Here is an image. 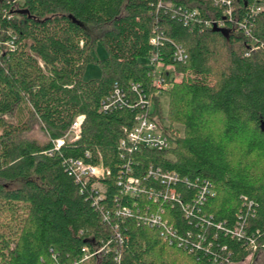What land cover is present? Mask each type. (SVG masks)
Returning <instances> with one entry per match:
<instances>
[{"label":"trees","instance_id":"obj_1","mask_svg":"<svg viewBox=\"0 0 264 264\" xmlns=\"http://www.w3.org/2000/svg\"><path fill=\"white\" fill-rule=\"evenodd\" d=\"M168 1L196 8L203 22L225 24L192 30L163 5ZM259 3L233 0L239 22L251 23L247 36L213 0H0V38L14 41L0 55V264H72L83 246L113 241L116 224L125 238L120 261L104 251L80 264H233L264 252V8L252 13ZM155 31L164 33L159 46L150 42ZM98 41L107 50L101 58L91 53ZM175 44L185 49V61L173 59ZM156 51L172 66L169 89L154 84ZM92 62L102 74L84 79ZM116 84L132 102L136 84L154 103L170 147H121L141 108L102 110ZM162 90L169 93L166 115ZM80 114L79 138L57 148ZM31 119L46 140L25 135ZM71 158L110 170L99 178L106 193L98 203L90 183L70 173ZM128 164L147 187H165L146 176L150 165L176 171L179 180L169 188L182 201L124 194L117 180ZM206 180L213 192L200 203ZM124 206L130 215L116 213ZM145 213H161L193 249L169 243L159 227L140 219ZM238 221L246 238L232 234Z\"/></svg>","mask_w":264,"mask_h":264},{"label":"built area","instance_id":"obj_2","mask_svg":"<svg viewBox=\"0 0 264 264\" xmlns=\"http://www.w3.org/2000/svg\"><path fill=\"white\" fill-rule=\"evenodd\" d=\"M213 1H215V3L220 4L224 8L223 13L225 17L234 20L235 25L239 23L242 27H244V33L247 36H252L251 23L244 25V23L239 22V19L236 17L234 13L236 8L233 4V0ZM163 5L173 10L175 14H178L183 23L189 26V28L192 30L195 29L198 25H201L202 23H205L206 25L215 24L218 26H224L225 24V22L221 19L205 20L203 22L202 18L200 17L199 11L196 8L191 9L188 7L176 6L170 1L165 2ZM263 8L264 4L259 3L255 7H252V13H257ZM163 34L164 33L162 31H155L150 37V42L155 46L161 45L162 41L164 40ZM3 44H5L11 49L14 48L13 40H7L3 43L0 38V55L4 54V52L6 51L5 47H3ZM255 48H257V46L253 45L247 51V54L249 55ZM186 57L187 53L182 47V45L175 44L173 59L178 61H185ZM150 63L155 66V74L153 79L154 84L157 87H161L162 89H169L170 74L168 70L172 69V66H164L161 51H156L151 55ZM166 76H168V79L166 78ZM132 88L138 94V97L135 102H132L130 100L123 87L116 84L112 93L106 98H104L101 106L102 110L106 111L111 110L117 106L124 105L129 107L139 105L141 108V110L136 115V120L134 124L131 128L127 130L126 136L122 138L120 143L121 147L129 152L137 150L141 146L157 150H164L170 147L172 145L170 133L161 125L158 120H155L153 118V116L155 115H153L151 111L152 102L144 98L143 94L140 92L139 87L136 84H133ZM84 118L85 115L80 114L74 119L66 133L62 137L56 139L55 144L57 148L62 145H65L67 142H73L79 138ZM69 164L70 173L74 175L77 183H81L83 185L90 183V189L92 197L94 199V203H98V201L102 199L106 193V186L102 181L99 180V178L110 174V170L104 168L102 165L86 162L81 158H71L69 159ZM127 168V174H120L117 180V184L120 186L124 194L131 196H143L144 199L150 202H156L160 197H163L172 202L177 200L182 201L181 199H179V196L177 195L176 191L173 188H169L170 184H175L179 180V175L176 171L164 170L162 167H155L154 165H150L147 170L146 176L148 178L152 177L154 179L160 180L161 183L165 185L164 188H157L154 186L147 187L142 177L131 173L132 169L130 167V164L127 165ZM186 182L187 185H191V182L188 179H186ZM212 192V185L208 180H206L203 184V188L201 189V193L198 196V202H203L206 194ZM189 209L190 206L185 207V210L188 215L192 213ZM116 213L123 214L124 216H126L130 215L131 210L129 207L124 206L121 209H117ZM160 214L161 213H145L144 215L140 216V219L153 226L159 227L161 230V234L166 237L169 243L193 249V246L188 242L187 238L180 235L176 227L166 223ZM110 215L111 213L108 210L104 211L105 220H109ZM115 228L117 230L115 233V238H113V241L115 242V247L111 245L113 241L110 240L104 243L102 242V244L97 243L95 247H93V249H91V247L89 246H83V257L80 260H75L72 264H80V262H82L83 260L88 259L89 257H92L104 251L113 252L115 259L119 262L122 254V245L125 238L123 233L119 230L118 224L115 225ZM232 234L237 238H246L244 233L243 222L238 221V223L234 226ZM247 240L249 243H251L254 250L258 248V244L253 237H247ZM195 245H198V243L195 242ZM55 264L68 263L56 261Z\"/></svg>","mask_w":264,"mask_h":264},{"label":"rangeland","instance_id":"obj_3","mask_svg":"<svg viewBox=\"0 0 264 264\" xmlns=\"http://www.w3.org/2000/svg\"><path fill=\"white\" fill-rule=\"evenodd\" d=\"M91 53L101 58L107 55V50L105 46L102 44V42L98 41L97 45L92 49ZM101 74H102L101 66L98 63L92 62L89 63L85 68L84 79L98 77L101 76ZM173 74L174 72L170 70V76H173ZM175 75L176 78L180 80L182 73H178V74L175 73ZM166 78L168 79V76H166ZM159 96H160V104H161L162 112L164 115H166L169 104V93L166 90H162L159 93ZM153 109H154V103L152 102L151 111H153ZM153 118L159 121L156 115L153 116ZM25 135L31 138L38 139L40 141L46 140V136H47L44 130L42 129V127L40 126L39 121L36 119H31L30 128ZM233 264H264V252H261L258 256L251 255L247 257L245 260Z\"/></svg>","mask_w":264,"mask_h":264}]
</instances>
